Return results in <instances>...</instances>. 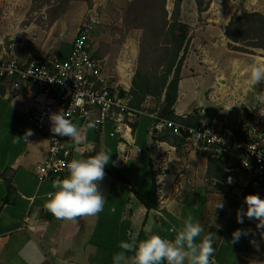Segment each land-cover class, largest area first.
I'll return each instance as SVG.
<instances>
[{
	"label": "crops",
	"instance_id": "1",
	"mask_svg": "<svg viewBox=\"0 0 264 264\" xmlns=\"http://www.w3.org/2000/svg\"><path fill=\"white\" fill-rule=\"evenodd\" d=\"M128 1L91 0L99 24L89 38V47L104 65L114 91L131 97L135 71L126 67L129 52L120 49L114 56L111 36L95 34L109 21H117L119 26ZM67 6L63 15L74 7L88 8L78 0ZM164 7L170 9L169 16L173 0H164ZM223 8L228 9V17L219 23L216 18ZM243 12L264 15V0H212L199 15L194 0L180 1L178 19L187 26L189 41L171 106L174 118L190 125L213 119L233 125L249 117V112L262 109L264 114V103L256 100L264 92V83L249 88L246 73L248 65L264 63V52L231 49L228 44L232 42L224 35L229 19ZM80 21L57 44L52 57L61 61L68 56ZM164 91L158 98L146 94L140 105L152 112ZM36 93L15 79H0V264H113L121 241L145 239L146 228L173 239L171 228L182 226L189 213L203 227L197 243L212 234L215 264H264V228L258 229V221L246 216L243 223L237 222L238 210L247 209L245 196L264 198V187L255 188L246 177L233 185L224 183L227 172L222 161L187 148L169 129L154 128L148 114L107 121L100 131L76 124L85 139L79 144L71 140L82 150L74 151L70 161L94 156L101 149L111 152L100 182L106 202L98 215L82 217L75 224L54 218L44 209L53 180L40 181L32 173V167L45 159L47 149L44 133L26 119ZM261 128L264 130V115ZM29 130L32 134L25 140ZM67 175L68 170L60 179ZM152 189L155 206L146 208L139 197ZM221 202L223 208H217ZM237 229L248 234L233 242Z\"/></svg>",
	"mask_w": 264,
	"mask_h": 264
},
{
	"label": "built area",
	"instance_id": "2",
	"mask_svg": "<svg viewBox=\"0 0 264 264\" xmlns=\"http://www.w3.org/2000/svg\"><path fill=\"white\" fill-rule=\"evenodd\" d=\"M98 24V13L88 10L79 23L68 56L61 61L55 57L18 60L0 56V79H15L37 91L26 119L47 139L45 159L32 167L38 180L60 178L72 153L82 150L81 145L73 144L67 136L51 132L49 115L61 111L73 123L92 125L99 131L107 121L119 122L124 116L148 114L154 128L169 129L187 148L222 161L227 172L224 183L233 185L246 177L255 188L264 187L262 109L249 112V117L233 125L219 119L190 125L181 119L163 118L159 114L162 100L148 113L142 105L135 106L127 93L114 91L104 65L93 56L89 38Z\"/></svg>",
	"mask_w": 264,
	"mask_h": 264
},
{
	"label": "clouds",
	"instance_id": "3",
	"mask_svg": "<svg viewBox=\"0 0 264 264\" xmlns=\"http://www.w3.org/2000/svg\"><path fill=\"white\" fill-rule=\"evenodd\" d=\"M247 85L255 88L264 83V63H253L247 66ZM256 100L264 103V92L256 96ZM264 115V114H261ZM51 132L58 136H67L75 143H81L85 137L80 128L60 112L49 115ZM92 127V125H89ZM31 131L26 134L31 135ZM19 139V138H17ZM110 150L101 149L96 155L88 158L72 159L67 164L68 175L64 179L57 178L52 182L53 191L46 193L44 209L58 220L77 223L86 216L98 215L104 210L105 196L101 193L100 182L104 179L105 166L110 163ZM246 211L238 210L237 222L243 223V217L258 221L257 228H264V198L258 194H249L244 198ZM219 203L217 208H223ZM173 239L164 238L146 228V238L131 242L121 241V251L112 257L113 264H215L213 236L208 234L197 243L203 227L187 214L179 228L172 227ZM247 231L237 229L233 233V242H237ZM131 253L129 256L127 254Z\"/></svg>",
	"mask_w": 264,
	"mask_h": 264
},
{
	"label": "trees",
	"instance_id": "4",
	"mask_svg": "<svg viewBox=\"0 0 264 264\" xmlns=\"http://www.w3.org/2000/svg\"><path fill=\"white\" fill-rule=\"evenodd\" d=\"M78 1L89 5L91 0ZM180 1L173 0V10L169 16L164 7V0H131L122 9L123 26L142 32L140 52L144 47L152 52L163 49L169 53L165 73L161 77L156 78L154 75L156 72L143 74L136 70L129 90L130 101L135 106L140 105L146 94L158 98L165 90L159 114L166 119L174 118L171 106L176 98L179 72L189 41L187 26L178 19ZM211 1L194 0L197 14L206 10ZM223 28L224 35L232 42L228 44L231 49L249 54L254 53V48L264 52V15L243 12L232 16ZM163 58L164 55L151 61L150 71H156L157 67L162 66ZM169 75L171 78L167 81ZM153 85L154 88L151 90L150 87ZM139 200L146 208L155 206L154 190L140 196Z\"/></svg>",
	"mask_w": 264,
	"mask_h": 264
},
{
	"label": "rangeland",
	"instance_id": "5",
	"mask_svg": "<svg viewBox=\"0 0 264 264\" xmlns=\"http://www.w3.org/2000/svg\"><path fill=\"white\" fill-rule=\"evenodd\" d=\"M70 1L72 0H0V55L2 58L50 59L57 44L68 38L73 26L92 8L90 1L87 9L74 7L63 15ZM167 11L170 9L167 8ZM220 11L222 12L216 20L223 23L228 17V9L223 8ZM116 22L109 21L102 24L104 28L96 32V36L101 34L111 36L110 48L114 56L120 49L125 53L129 52L125 56L126 67L130 66L133 73L136 70L143 74L156 72L154 73L156 78L161 77L165 73L169 53L163 49L152 52L144 47L140 52L141 30L123 26L122 14L121 22H118L119 26ZM163 55L162 66L157 67L156 71H150V62ZM153 88L154 85L150 87L151 90Z\"/></svg>",
	"mask_w": 264,
	"mask_h": 264
}]
</instances>
